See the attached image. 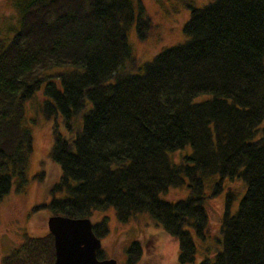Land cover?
<instances>
[{
	"label": "trees",
	"instance_id": "trees-1",
	"mask_svg": "<svg viewBox=\"0 0 264 264\" xmlns=\"http://www.w3.org/2000/svg\"><path fill=\"white\" fill-rule=\"evenodd\" d=\"M138 1L145 39L151 21ZM134 4L14 0L15 31L0 37V200L27 184L33 102L34 112L61 114L78 130L66 138L53 128L51 155L63 173L54 190L65 191L45 203L53 215L114 209L126 223L149 213L179 244L178 264H264V0L193 7L186 41L141 66L128 42ZM237 177L247 190L235 213L227 197L223 249L197 262L191 230L206 238L205 202ZM184 185L187 197H162ZM108 229L107 220L94 224L98 237ZM47 233L28 236L0 264L54 263ZM124 250V264H163L138 240Z\"/></svg>",
	"mask_w": 264,
	"mask_h": 264
},
{
	"label": "rangeland",
	"instance_id": "rangeland-1",
	"mask_svg": "<svg viewBox=\"0 0 264 264\" xmlns=\"http://www.w3.org/2000/svg\"><path fill=\"white\" fill-rule=\"evenodd\" d=\"M140 1L144 8L143 19L149 17L151 26L147 29L145 39L141 38L137 31L141 5L138 0H134L136 19L129 29L128 42L138 66L152 61L163 50L186 41L187 36L183 28L190 19L192 8L204 7L212 0ZM13 2L14 0H0L1 38H9L15 31L17 14L11 6ZM41 96L42 94L39 93V97ZM32 105L33 102L29 103L27 108L28 116L36 121L31 123L33 150L27 170V184L21 191L14 185L0 200V263L28 236L41 237L48 234V219L53 213L45 206V203H49L53 197L61 198L65 195L63 190H54L55 186L61 182L63 173L61 164L53 160L51 155L54 146L53 128L57 124L56 128L66 138L75 137L78 133L75 128L73 130L66 128L61 114L47 118L41 111L34 112ZM219 180L218 176L216 181ZM221 183L222 191L205 202L209 218L206 238L197 236L195 231L191 230L197 248L195 256L197 262L223 249L221 226L227 197L232 195L230 209L231 213H235L247 190L246 181L239 177L224 178ZM212 190V186L207 187L208 194ZM189 192L188 186L184 185L169 189L162 197L169 202H174L187 197ZM90 218L94 224L107 220L109 232L101 237L104 259L113 258L118 261V264H124L126 262L124 249L130 242L138 240L145 253L146 248L152 246L154 254L163 257V264H178L179 244L169 237L165 228L149 213L138 214L126 223L117 219L114 209L96 211Z\"/></svg>",
	"mask_w": 264,
	"mask_h": 264
},
{
	"label": "water",
	"instance_id": "water-1",
	"mask_svg": "<svg viewBox=\"0 0 264 264\" xmlns=\"http://www.w3.org/2000/svg\"><path fill=\"white\" fill-rule=\"evenodd\" d=\"M48 228L55 243L52 264H118L116 259L98 257L102 240L94 232L91 218L52 215L48 219Z\"/></svg>",
	"mask_w": 264,
	"mask_h": 264
}]
</instances>
